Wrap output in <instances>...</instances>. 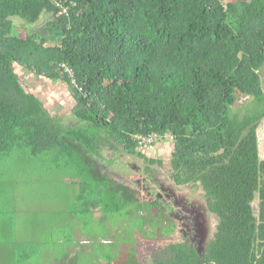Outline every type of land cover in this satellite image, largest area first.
Returning <instances> with one entry per match:
<instances>
[{
    "label": "trees",
    "instance_id": "trees-1",
    "mask_svg": "<svg viewBox=\"0 0 264 264\" xmlns=\"http://www.w3.org/2000/svg\"><path fill=\"white\" fill-rule=\"evenodd\" d=\"M15 17L24 36L12 31ZM15 64L66 83L67 122L21 84ZM263 68L264 0H0V155L54 150L78 179L80 212L130 206L127 217L139 212L144 223L156 203L142 202L103 160L128 167L125 157L137 158L145 175L163 161L135 137H170L173 179L203 192L217 230L203 257L177 243L152 264H264ZM239 94L255 96L243 113L233 108ZM96 252L84 255L90 264L104 260Z\"/></svg>",
    "mask_w": 264,
    "mask_h": 264
},
{
    "label": "rangeland",
    "instance_id": "rangeland-1",
    "mask_svg": "<svg viewBox=\"0 0 264 264\" xmlns=\"http://www.w3.org/2000/svg\"><path fill=\"white\" fill-rule=\"evenodd\" d=\"M44 18L50 16H43L39 23ZM13 20L15 28L12 31L18 36H24L26 24L18 17ZM15 72L29 92L45 94L46 97L41 98L46 105L51 104L47 107L50 113L62 108L60 115L63 114L64 117L71 115L74 100L66 93L58 92L60 91L56 88L58 85L39 84L35 81L38 79L37 75L17 64ZM260 75L264 86V68ZM254 99L253 95L239 94L233 106L234 112H245L246 108L251 107L250 101ZM54 119L58 123H65L63 118ZM258 134L260 156L264 158V120L258 126ZM173 146L172 139L168 137L147 152L150 157L163 161L162 166H155L153 171L162 178L171 177L170 159ZM103 153L106 158L109 157L107 150ZM32 154L29 149H17L9 154L0 155V236L5 234L1 228L5 219L6 234L11 229V233L16 236V245L13 246L11 255L6 252L0 256V264H69V261L74 264H82L81 262L90 264L92 256L84 255L96 245L100 248V253L96 252V255L98 253V256L104 258V260L97 258L99 264H123L132 253L135 260L143 264L158 245L164 244L167 235L165 229L171 227V222L157 208L158 204L150 207L148 212H142L147 217L146 222L143 220L144 223L139 220V212L127 217L125 212L130 206L125 208L124 213L121 210L119 213L105 215L103 210L99 212L97 209H89V212L84 210V214L79 210L81 203L77 198L78 179L76 182L70 179L74 175L71 167L65 169L62 166V157H55L54 150ZM125 161L130 163V166H125L122 161L113 163L103 160V163L109 165L110 171L123 180L130 183L139 180L143 183L140 176L141 160L126 156ZM161 177L159 179H162ZM185 188L192 192L197 190L193 185H186ZM142 195L143 198L146 197L144 193L139 192V199L148 202V198L143 199ZM191 195L194 200L197 199V193ZM105 202L107 203V200ZM254 208L256 209V203ZM82 215L88 222L85 230ZM153 216L157 222H159L157 217H160L159 225L156 222L155 225L150 223ZM106 230L108 235H105ZM92 232L97 235L95 240L92 238ZM100 242L103 243L101 247L98 245ZM73 243L75 244L72 245Z\"/></svg>",
    "mask_w": 264,
    "mask_h": 264
},
{
    "label": "flooded vegetation",
    "instance_id": "flooded-vegetation-1",
    "mask_svg": "<svg viewBox=\"0 0 264 264\" xmlns=\"http://www.w3.org/2000/svg\"><path fill=\"white\" fill-rule=\"evenodd\" d=\"M144 172V170H143ZM143 183L139 180L131 183L144 193L148 202L158 204L166 218L171 222V230L165 232L166 239L163 245H158L143 264H152L153 260L164 258L172 245L182 243L194 249L203 257L210 243L215 239L217 216L211 211L203 192L199 189L192 192L180 185L172 175L162 178L155 172L140 174ZM162 179H159V178ZM197 193L194 200L191 194ZM146 197L142 198L145 199ZM166 204V207H165Z\"/></svg>",
    "mask_w": 264,
    "mask_h": 264
},
{
    "label": "crops",
    "instance_id": "crops-1",
    "mask_svg": "<svg viewBox=\"0 0 264 264\" xmlns=\"http://www.w3.org/2000/svg\"><path fill=\"white\" fill-rule=\"evenodd\" d=\"M36 82H38L39 84H41V85H43V86H47V85H49V86H56V85H58L56 88H57V90H60V91H58V92H62L63 94H67V96H69L71 99H73L72 98V96H71V94H70V92H69V90H68V88H67V85H66V83L64 82V81H62V80H60V79H58V80H50V79H47V78H45V77H39L38 79H36L35 80ZM55 90V89H54ZM64 90H65V92H64ZM43 91L45 92V88L43 89ZM33 93V92H32ZM41 101H42V103H43V105H44V107H45V109L48 111V109H47V107L48 106H51V104H47L46 105V103H45V101L43 100V98H41V96H43V97H46L45 96V94L43 93V92H41L40 94H37L36 92L34 93ZM73 107V106H72ZM62 110V108H60V109H57V110H55V112L53 113H50L49 111V113L53 116V117H55V118H63L66 122H67V118H71V115H66V117H64L63 116V114L62 115H60V111ZM73 118V117H72ZM74 121L72 120V122L71 123H73ZM70 123V124H71ZM55 157H60L57 153L55 154ZM8 209H9V207H8ZM98 210V209H97ZM10 224V223H9ZM9 227V226H8ZM1 228H3L4 230H5V228H6V230H7V227H6V219L3 221V224L1 225ZM10 228V227H9ZM6 230L5 231H3V233H5L6 234ZM7 233L8 234H4L3 236H0V256H3L6 252L9 254V255H11V253H12V248H13V246L14 245H16V236H14V234H12L11 233V229H9L8 231H7ZM67 244H69V243H67ZM75 243H73L72 245H74ZM72 245H69V247L70 246H72ZM90 252V251H89ZM84 254H86V253H84ZM88 254V253H87ZM74 256H75V254H74ZM72 258V257H71ZM71 258H67L68 260H70ZM67 260V261H68ZM29 264H33V263H29ZM69 264H74V263H72V262H70L69 261ZM77 264V263H76Z\"/></svg>",
    "mask_w": 264,
    "mask_h": 264
},
{
    "label": "built area",
    "instance_id": "built-area-1",
    "mask_svg": "<svg viewBox=\"0 0 264 264\" xmlns=\"http://www.w3.org/2000/svg\"><path fill=\"white\" fill-rule=\"evenodd\" d=\"M64 10V9H63ZM60 68L61 72L67 75L73 83H75V78H74V72L71 68H69L65 63H60ZM139 146L142 148H145L147 150H151L154 148V144L156 142V134H152L149 136H143V135H138L135 137Z\"/></svg>",
    "mask_w": 264,
    "mask_h": 264
}]
</instances>
